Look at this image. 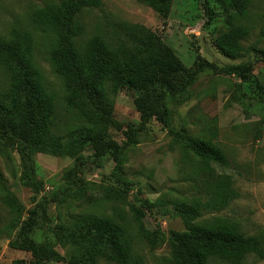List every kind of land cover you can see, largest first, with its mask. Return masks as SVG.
Masks as SVG:
<instances>
[{
  "label": "rangeland",
  "instance_id": "obj_1",
  "mask_svg": "<svg viewBox=\"0 0 264 264\" xmlns=\"http://www.w3.org/2000/svg\"><path fill=\"white\" fill-rule=\"evenodd\" d=\"M59 1L0 0V40L30 34L34 63L49 91L57 97L56 131L67 136L87 123L67 106L66 81L51 60L54 35L34 20L38 8ZM248 1L247 17L236 23L247 25L250 35L243 41L245 51L235 58L224 54L216 44L219 32L226 29L221 0H172L168 14L157 13L141 0H103L101 7H87L77 13L83 30L75 38V46L82 55L96 34L114 47L123 40L136 41L137 31L128 28L137 25L159 36L186 66H192L198 55L208 63L182 96L164 93L165 118H153L138 129L122 160L109 159L104 167L89 161L79 184L70 190H66L67 175L75 158L37 153L34 167L38 183L29 185L23 179L18 150L0 155L4 180L23 204V211L16 217L18 225L8 228L13 214L0 193V264L33 259L29 251L10 243L30 211L37 212L34 240L66 257L41 264H85L68 258L74 246L63 245L56 231L88 215H113L125 225L132 246L131 264H175L171 232L187 230L176 203L197 198L206 201L217 186L234 194L220 210L202 209L195 222L208 223L223 217L243 234L259 238L264 246V0ZM236 65L245 69L241 75L226 71ZM10 81L8 70L0 66V89ZM109 87L113 91L112 82ZM112 97L113 116L105 128L112 139L123 144L128 141L125 131L129 124L138 125L141 114L134 90L125 86ZM171 130L211 141L224 151L227 162L211 163L215 174L208 178L209 183L201 163ZM84 152L91 154L93 149L88 147ZM116 172L129 185L123 187L124 197L108 200L106 190L119 186L110 177ZM143 230L158 236L155 245L146 239ZM98 264L119 263L102 257ZM209 264L233 263L212 258ZM241 264H264V260L249 254Z\"/></svg>",
  "mask_w": 264,
  "mask_h": 264
},
{
  "label": "trees",
  "instance_id": "obj_2",
  "mask_svg": "<svg viewBox=\"0 0 264 264\" xmlns=\"http://www.w3.org/2000/svg\"><path fill=\"white\" fill-rule=\"evenodd\" d=\"M141 1L160 14H168L172 4V0ZM221 2L226 11V29L219 32L216 44L224 54L235 58L245 51L243 41L250 35L247 25L236 23L247 17L249 1ZM102 4L103 0H60L38 8L34 16L35 22L55 37L51 60L55 70L66 81L67 106L87 123L73 129L67 136L56 131L57 97L49 91L34 63L30 34L23 38L0 40V66L8 70L11 80L7 87L0 89V155L11 149L18 150L26 184L38 183L34 158L39 152L75 158V164L67 175L66 190L79 184L83 168L89 161L104 167L109 159L122 160L138 129L153 118H165L164 93L182 96L208 63L198 55L192 66H186L159 36L137 25L128 28L137 31L136 41L123 40L114 47L96 34L82 55L75 46V38L83 30L76 15L83 8H98ZM243 70L241 65L226 69L228 73L237 75H241ZM111 82L113 91L109 87ZM125 86L136 93L141 121L138 125L129 124L125 131L128 141L119 144L110 137L105 125L113 116L112 93ZM261 92L264 94V85ZM171 134L201 163L206 183L215 174L211 163L227 162L224 151L211 141L179 130H171ZM88 147L93 149L91 154L84 152ZM110 177L119 186L109 187L105 198L124 197L123 187H127L129 182L117 172ZM0 193L13 214L8 228L16 227L19 221L16 217L23 211V204L8 188L1 170ZM233 194V191L217 186L206 201L197 198L176 203L175 208L184 219L187 230L171 232L170 245L175 264H209L212 258L241 264L249 254H256L264 260L261 240L238 231L225 218L217 217L208 223L195 222L202 209L220 210ZM36 215V211H30L17 237L10 242L29 251L33 259L18 260L14 264H41L47 260L66 259L53 248L34 240L32 233ZM143 232L146 239L155 245L158 236L147 230ZM126 234L125 225L113 215H88L76 224L61 226L56 231L63 245L71 243L74 246L68 258L85 264H98L102 257L119 264H131L132 246Z\"/></svg>",
  "mask_w": 264,
  "mask_h": 264
}]
</instances>
